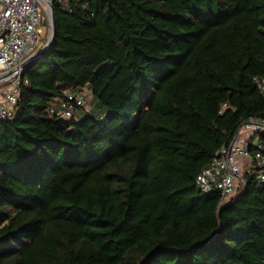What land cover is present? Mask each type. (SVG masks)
<instances>
[{"label": "trees", "instance_id": "16d2710c", "mask_svg": "<svg viewBox=\"0 0 264 264\" xmlns=\"http://www.w3.org/2000/svg\"><path fill=\"white\" fill-rule=\"evenodd\" d=\"M53 12V46L0 119V264H264V184L229 198L197 186L264 116V0H53ZM84 86L101 120L50 115Z\"/></svg>", "mask_w": 264, "mask_h": 264}, {"label": "built area", "instance_id": "2783aa9c", "mask_svg": "<svg viewBox=\"0 0 264 264\" xmlns=\"http://www.w3.org/2000/svg\"><path fill=\"white\" fill-rule=\"evenodd\" d=\"M47 0H0V73L13 74L0 82V119H12L21 100L23 63L42 47L45 4ZM264 94V77H257ZM48 109L50 115L68 119L91 109L88 86L67 89ZM264 116L252 115L237 130L233 141L216 152L197 178L201 191H221L232 197L238 188L255 176L264 184Z\"/></svg>", "mask_w": 264, "mask_h": 264}, {"label": "water", "instance_id": "95a60500", "mask_svg": "<svg viewBox=\"0 0 264 264\" xmlns=\"http://www.w3.org/2000/svg\"><path fill=\"white\" fill-rule=\"evenodd\" d=\"M49 12H50V19H51V35L49 38L48 43L44 48H41L40 50L36 51L31 55L27 60L23 63V69H22V75L24 74L25 70L33 64L34 61L43 58V56L52 48L54 40L56 38L57 34V28H56V21H55V14L53 12V0H47ZM13 74V70L0 73V82L3 81L5 78L11 76Z\"/></svg>", "mask_w": 264, "mask_h": 264}, {"label": "rangeland", "instance_id": "374dc122", "mask_svg": "<svg viewBox=\"0 0 264 264\" xmlns=\"http://www.w3.org/2000/svg\"><path fill=\"white\" fill-rule=\"evenodd\" d=\"M44 12H45L44 25L42 27L43 33L41 36V41L43 44H42L41 48H44L46 46V44L48 43L50 35H51V30H52L48 3L45 4ZM89 102H90L91 108H93V110H94V114L96 116H98V118L101 120V118L104 117L106 112H105V110H101V108L97 105V97H95L94 95L90 96ZM86 112H88V111L82 112L79 115V117L80 118L83 117L86 114Z\"/></svg>", "mask_w": 264, "mask_h": 264}]
</instances>
